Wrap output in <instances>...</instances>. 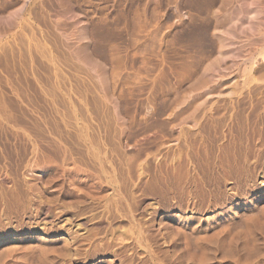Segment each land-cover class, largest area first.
<instances>
[{"label": "rangeland", "instance_id": "rangeland-1", "mask_svg": "<svg viewBox=\"0 0 264 264\" xmlns=\"http://www.w3.org/2000/svg\"><path fill=\"white\" fill-rule=\"evenodd\" d=\"M0 264H264V0H0Z\"/></svg>", "mask_w": 264, "mask_h": 264}, {"label": "bare ground", "instance_id": "bare-ground-1", "mask_svg": "<svg viewBox=\"0 0 264 264\" xmlns=\"http://www.w3.org/2000/svg\"><path fill=\"white\" fill-rule=\"evenodd\" d=\"M144 227V226H143ZM143 231V230H142ZM131 233V232H130ZM126 241V240H125Z\"/></svg>", "mask_w": 264, "mask_h": 264}]
</instances>
